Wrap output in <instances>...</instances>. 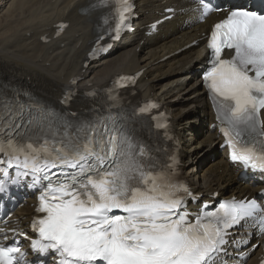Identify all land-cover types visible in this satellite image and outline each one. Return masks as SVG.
I'll return each mask as SVG.
<instances>
[{"label": "snow or ice", "instance_id": "6c2138e0", "mask_svg": "<svg viewBox=\"0 0 264 264\" xmlns=\"http://www.w3.org/2000/svg\"><path fill=\"white\" fill-rule=\"evenodd\" d=\"M207 47L203 79L228 125L232 159L264 171V11L230 10L213 25ZM225 49L230 58H222ZM48 121L36 128L31 117L3 124L0 134L8 138L7 167L20 169L16 179L31 177L43 187L32 249L55 251L60 264H213L227 230L260 210L255 201L225 202L190 222L178 186L155 171L145 147L118 121L108 126L51 114ZM21 137L27 143L18 146ZM238 137L246 146L238 147ZM5 186L0 178V192ZM24 255L0 243V264H21Z\"/></svg>", "mask_w": 264, "mask_h": 264}, {"label": "bare ground", "instance_id": "6f19581e", "mask_svg": "<svg viewBox=\"0 0 264 264\" xmlns=\"http://www.w3.org/2000/svg\"><path fill=\"white\" fill-rule=\"evenodd\" d=\"M89 4L88 0H0V85L9 87L7 93L20 87L58 102L65 87L72 85L76 95L67 108L85 111L98 104L97 97L85 96L87 91L106 89L118 74H137L135 84L122 92L125 100L132 105L153 99L168 115L179 145L180 176L202 193V199L215 189L221 195L227 191L253 195L264 186L260 174L239 179L238 166L227 163L221 153L215 116L199 79L206 51L185 47L193 40L200 44L202 33L224 14L213 13L199 22L192 0H136L143 28L130 35L132 41L121 40L106 55L87 63L84 56L99 25ZM167 6L180 10L158 24L156 33L145 34L146 24L165 15ZM59 21L68 25L54 37ZM45 36L47 41L42 40ZM34 201L30 196L15 209L12 220L19 226L27 227ZM234 263L226 256L216 264Z\"/></svg>", "mask_w": 264, "mask_h": 264}]
</instances>
